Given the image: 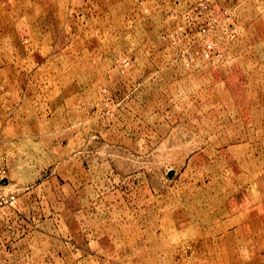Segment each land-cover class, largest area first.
Wrapping results in <instances>:
<instances>
[{
    "label": "rangeland",
    "instance_id": "rangeland-1",
    "mask_svg": "<svg viewBox=\"0 0 264 264\" xmlns=\"http://www.w3.org/2000/svg\"><path fill=\"white\" fill-rule=\"evenodd\" d=\"M0 160V264H264V0H0Z\"/></svg>",
    "mask_w": 264,
    "mask_h": 264
},
{
    "label": "built area",
    "instance_id": "built-area-1",
    "mask_svg": "<svg viewBox=\"0 0 264 264\" xmlns=\"http://www.w3.org/2000/svg\"><path fill=\"white\" fill-rule=\"evenodd\" d=\"M205 7V6H203ZM212 44L211 42H206L205 45L202 47V48H195L193 49V55L194 56H197V57H209L211 54H212ZM184 63L186 65H190V62H189V59L188 58H185L184 59ZM2 170H3V166L1 164V160H0V182H1V179H2Z\"/></svg>",
    "mask_w": 264,
    "mask_h": 264
}]
</instances>
